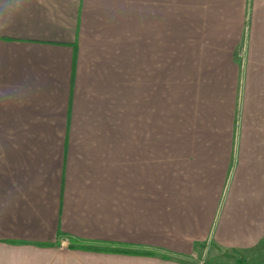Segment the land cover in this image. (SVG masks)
<instances>
[{
    "label": "crops",
    "instance_id": "0c3cea01",
    "mask_svg": "<svg viewBox=\"0 0 264 264\" xmlns=\"http://www.w3.org/2000/svg\"><path fill=\"white\" fill-rule=\"evenodd\" d=\"M263 242L264 0H0V264Z\"/></svg>",
    "mask_w": 264,
    "mask_h": 264
},
{
    "label": "rangeland",
    "instance_id": "374dc122",
    "mask_svg": "<svg viewBox=\"0 0 264 264\" xmlns=\"http://www.w3.org/2000/svg\"><path fill=\"white\" fill-rule=\"evenodd\" d=\"M243 58V57H242ZM239 59L236 60V63L238 64L237 66L241 69H243V65L246 64V59ZM177 65V61H170V66L173 68H175ZM173 78H171L173 84H177L176 77L175 75L172 76ZM240 89V88H239ZM238 89V91H239ZM175 90V89H174ZM172 93V101L170 106V124H169V129L170 132L171 131H178L180 130V128L184 127L182 120L180 119V113L178 111V96H177V92H171ZM182 97V96H181ZM241 96H240V91L237 93L236 96V107H235V113L233 114L235 116V124L237 125V121H238V113H239V108H240V101ZM236 127V126H235ZM203 247V246H202ZM264 247V242H263V246ZM240 253L236 254V253H232L231 251H222L220 249H216V247L214 246H207L204 248L200 249L199 253H196L195 256H193V262H195V264H210L209 262L211 261H215V262H225L226 264H234V262L236 260L239 259H245L247 260L245 262V264H264V250L263 251H256V252H251L249 254H246L244 257L239 255ZM233 262V263H232ZM216 264V263H214ZM225 264V263H224Z\"/></svg>",
    "mask_w": 264,
    "mask_h": 264
},
{
    "label": "trees",
    "instance_id": "16d2710c",
    "mask_svg": "<svg viewBox=\"0 0 264 264\" xmlns=\"http://www.w3.org/2000/svg\"><path fill=\"white\" fill-rule=\"evenodd\" d=\"M77 247L80 248H86V249H91V250H97V251H105V252H119V253H130V254H154L155 252L152 251H142L139 249H134V248H127V247H111L107 245H78Z\"/></svg>",
    "mask_w": 264,
    "mask_h": 264
},
{
    "label": "built area",
    "instance_id": "2783aa9c",
    "mask_svg": "<svg viewBox=\"0 0 264 264\" xmlns=\"http://www.w3.org/2000/svg\"><path fill=\"white\" fill-rule=\"evenodd\" d=\"M65 242H66V241H65V240H63V241H61V242H60V244H61V245H66V243H65ZM67 246H68V245H67Z\"/></svg>",
    "mask_w": 264,
    "mask_h": 264
}]
</instances>
